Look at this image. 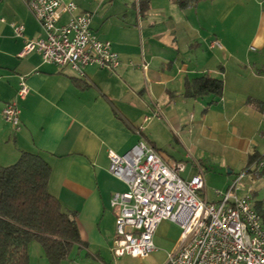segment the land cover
Returning a JSON list of instances; mask_svg holds the SVG:
<instances>
[{"label": "crops", "instance_id": "0c3cea01", "mask_svg": "<svg viewBox=\"0 0 264 264\" xmlns=\"http://www.w3.org/2000/svg\"><path fill=\"white\" fill-rule=\"evenodd\" d=\"M64 1L93 14L94 33L111 42L120 65L114 71L88 65L79 75L43 62L36 51L20 56L25 38L41 37V27L26 0H0V165L14 163L23 151L50 165L48 189L63 210L76 213L81 238L60 264H163L171 248L157 240L176 225L168 220L158 225L148 257L113 256L116 210L110 198L127 187L108 171V152L122 154L144 141L166 162L184 161L183 178L201 173L211 202L217 200L214 190H224L238 172L264 159V0H200L185 9L173 0H146L143 12L142 0ZM65 20L63 15L60 22ZM11 22L23 25L24 37L14 36ZM213 40L220 47L211 46ZM204 74L222 79L221 95L185 97V82ZM20 76L28 85L23 98L16 96ZM14 98L20 109L17 129L1 116ZM155 111L157 117L149 115ZM150 119L172 130L181 159L161 149L154 136L159 130L144 124ZM199 148L213 159L202 161ZM252 155L258 158L249 163ZM211 166L218 176L227 175L208 191L204 176ZM242 183L239 192L249 190L264 225V169L247 173ZM37 247V259L48 264Z\"/></svg>", "mask_w": 264, "mask_h": 264}, {"label": "built area", "instance_id": "2783aa9c", "mask_svg": "<svg viewBox=\"0 0 264 264\" xmlns=\"http://www.w3.org/2000/svg\"><path fill=\"white\" fill-rule=\"evenodd\" d=\"M43 35L25 38L19 55L36 51L42 61L70 68L82 75L93 65L114 71L120 65L109 40L99 38L91 27L92 13L79 12L73 1L26 0ZM63 15L64 22H60ZM0 21H4L0 18ZM16 37H24L21 23L11 22ZM211 46L220 47L217 40ZM144 67V66H143ZM28 92L24 76L19 77L17 98ZM17 98L1 110L4 122L19 127ZM153 117L158 116L155 111ZM147 116L144 120H148ZM108 171L127 189L115 192L110 206L116 210L115 258H146L154 250V234L163 220L180 228L176 247L166 253L163 264H264V225L253 206L249 190L241 194V182L249 172L264 169L258 158L238 172L224 190H214L216 201L204 194V178L195 173L183 178V162L169 163L144 141L126 152H108Z\"/></svg>", "mask_w": 264, "mask_h": 264}, {"label": "trees", "instance_id": "16d2710c", "mask_svg": "<svg viewBox=\"0 0 264 264\" xmlns=\"http://www.w3.org/2000/svg\"><path fill=\"white\" fill-rule=\"evenodd\" d=\"M173 1L185 9L200 0ZM146 7L147 1L142 0L141 12ZM74 82L84 86L78 79ZM222 91V79L204 74L186 81L183 95L220 96ZM257 158L252 155L249 163ZM50 174L48 162L33 152L23 151L14 163L0 165V264H29L32 241L41 246L48 264H60L72 246L80 243L76 213L63 210L49 191Z\"/></svg>", "mask_w": 264, "mask_h": 264}, {"label": "rangeland", "instance_id": "374dc122", "mask_svg": "<svg viewBox=\"0 0 264 264\" xmlns=\"http://www.w3.org/2000/svg\"><path fill=\"white\" fill-rule=\"evenodd\" d=\"M249 16L251 17L250 20H253L254 14L250 13ZM255 17H256V15H255ZM253 25H254V22L251 23L248 26V28L246 29L245 38L253 31ZM245 42H247V38H246ZM250 45H251V49H247V51L249 52V54H253L254 53L253 49L255 48L254 45L249 44V45L246 46V48L248 46H250ZM190 113H193V111L191 110L190 112H188V114H190ZM149 115H152V114L150 113ZM157 123H159V126L157 125ZM144 124L148 127L149 130L152 129V128L159 130L158 134H156V135L152 134V135L155 136V138L157 139V142L159 143L161 149L165 152L166 155H171V157H174V159H181V157L183 156V149H182L181 146H178L177 142L173 138V135H175V134L172 133V130H170L169 128H167L165 126V123L162 120L156 121V119H150L148 122H145ZM160 126H162V127H160ZM153 133H154V131H153ZM199 149L197 150L196 153H198L197 157L200 156L202 161L209 162L210 160L213 159V156H211V153L209 151L203 150L201 148H199ZM199 154H201V155H199ZM161 157H162L163 160H165V158H163V155H161ZM213 162H215V160H213ZM212 167L213 166H211L209 169H207L205 171V176H204L205 177V182H206V185H207L206 189L208 191H211L214 188H218L219 186H215V182L214 181H216V182L218 181L219 183H221V178H223L224 176L227 175L226 171H224V173H223L224 175L221 174L223 176H218L217 175L218 170L216 168L212 169ZM214 172H217V173H214ZM230 175H232V174H230ZM211 180H213V181L211 182ZM242 185H243V183L241 182V186ZM263 193H264V190H263ZM179 232H180L179 227H177L176 225L171 224V226L169 227V229L167 231L166 236L165 237H163V236L160 237L157 240V242H159V245L161 247L171 248L170 249V251H171L177 245V241H178L179 235H180ZM175 240H176V245L174 246L173 242ZM34 245L38 246L37 247L38 250H41V247H40V245L37 242H33L31 244V246L29 247L30 259H31L30 264H46L45 259H42L43 263H41L37 259L36 251L33 248ZM173 246H174V248H172Z\"/></svg>", "mask_w": 264, "mask_h": 264}]
</instances>
